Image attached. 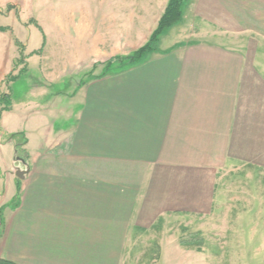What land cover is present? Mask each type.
Returning <instances> with one entry per match:
<instances>
[{"label": "crops", "instance_id": "1", "mask_svg": "<svg viewBox=\"0 0 264 264\" xmlns=\"http://www.w3.org/2000/svg\"><path fill=\"white\" fill-rule=\"evenodd\" d=\"M110 1L112 11L86 9L79 21L68 14L74 27H61L90 50L88 70L135 51L138 47L108 54V38L135 31L148 17L151 33L168 2L144 0L149 3L138 17L140 0H127L128 14L121 11L122 0H103ZM252 3L264 7V0H193L187 8L194 19L190 34L179 23L160 38L158 52L127 67L115 64L77 87L71 125H34L26 132L23 125H10L13 103L2 113L0 150L9 152L21 142L7 141L10 134L26 132L27 140L25 160L16 164L9 158L4 168L15 180L17 167L28 173L19 180L13 208L16 187L10 204L0 168V259L118 264L133 230L166 215H210L222 171L264 169V62L257 53L248 58L238 43L204 39L206 26L241 30L232 20L254 18ZM171 32L172 42L163 45ZM98 49L95 56L92 50ZM15 58L0 50V92L16 71Z\"/></svg>", "mask_w": 264, "mask_h": 264}, {"label": "rangeland", "instance_id": "2", "mask_svg": "<svg viewBox=\"0 0 264 264\" xmlns=\"http://www.w3.org/2000/svg\"><path fill=\"white\" fill-rule=\"evenodd\" d=\"M192 1L187 3L184 10L186 18L181 21L189 34L194 19L187 8ZM102 2L103 0H0V27L9 29L0 36L1 53L7 58L16 57L13 77L20 69H25L14 81L4 82L3 92H0L11 93V100L15 105L10 125H23L26 132L32 131L34 125H71L78 102L72 94L82 81L98 73L104 74L114 63L119 64L115 57L125 58L134 52L132 48L139 49L147 43L157 27L156 24L151 33H148V28L154 26L150 17L139 21L135 31L131 33H116L108 38V54L128 48L132 51H126L127 55H115L95 64L90 70L86 69L90 50H84L75 35L72 32L64 33L61 27L67 26L70 31L74 27L75 24L67 22L68 14L75 15V20L79 21L86 9L95 10L98 6L105 13L112 11L111 1ZM148 3L149 1L144 0L137 3L138 17L142 16ZM128 9V1L122 0V13L128 14ZM249 14L255 17L246 19L239 15L232 20L233 25H238L242 31L225 32L206 26L209 35L204 39L228 43L230 46H237L238 43V47L244 49L248 58L251 59L257 53V59L264 62V37L260 35V29L264 28V7L259 9L256 3H252ZM259 16L261 18H257ZM124 17L126 16H121L122 23ZM173 27L171 28L174 30L169 28V32H175ZM165 32L158 38L157 45ZM172 32L163 41V45L168 41L172 42ZM119 36L120 40L115 41ZM187 38L191 37L187 34L185 39ZM15 41L23 45L24 64L19 62ZM98 51L99 49L92 50L95 56ZM24 59H30L29 63L25 64ZM26 132L22 133L24 138ZM19 139L21 140L20 136L13 140L17 143ZM14 154L13 147L9 152L4 148L0 150V168L3 172L1 188L10 204L13 202L11 198L17 179L8 173L9 170H5L2 161L7 162L10 158L11 162ZM218 182L219 199L210 215L205 218L166 215L146 229L133 230L122 244L118 264H264V169L242 166L232 171L225 170L220 173ZM190 235L193 236V243L190 246L181 245V239Z\"/></svg>", "mask_w": 264, "mask_h": 264}, {"label": "trees", "instance_id": "3", "mask_svg": "<svg viewBox=\"0 0 264 264\" xmlns=\"http://www.w3.org/2000/svg\"><path fill=\"white\" fill-rule=\"evenodd\" d=\"M189 2H190V0H168L167 5L164 9V12L162 13L161 17L158 20L157 27L152 32L147 43H145L142 47H140L136 51L132 52L131 54H129L125 58H122L120 56L115 57V59L119 61V64L118 63L117 64L122 65V67H127L131 64H135V63L142 61L150 53L158 52L159 50L156 48L158 38L169 28L181 23V21L183 19L184 10L186 9L187 3H189ZM37 27L39 28V26H37ZM8 30L9 29L7 27H0V32H2V33L7 32ZM14 43H15V46L17 47V50H18L19 62L22 63L23 58L25 57L23 55V53H24L23 45L21 43H19L18 41H15ZM33 53H35V52H33ZM33 53H31V54H33ZM24 60H26V59H24ZM113 60H114V58H113ZM22 64H24V63H22ZM115 64L116 63H114L113 65H115ZM23 72H25L24 68L20 69V71L17 73V75L15 77H13L12 74H9L6 77V79L4 80V82L8 83V81H14ZM89 77H91V76H89ZM89 77H87V78H89ZM97 77H99V76H97ZM83 82L84 81H82V84H83ZM11 107H12L11 93H0V119H1L2 113L10 111ZM18 136H20L21 142L19 144H16L14 147V149H15L14 163H16V164L18 162L25 160V157L23 156V154H25V152L22 151V147L26 144L27 140H26V138H24V135L22 133H15V134L8 135L9 140L14 139ZM19 192H20V181L17 180L16 195L14 198V205L12 206L13 208H15L16 205L18 204ZM192 237L193 236L190 235V236L182 238L180 241V244L183 246H190L193 243ZM0 264H15V263L0 259Z\"/></svg>", "mask_w": 264, "mask_h": 264}, {"label": "water", "instance_id": "4", "mask_svg": "<svg viewBox=\"0 0 264 264\" xmlns=\"http://www.w3.org/2000/svg\"><path fill=\"white\" fill-rule=\"evenodd\" d=\"M27 173H28V169H21L20 167H17L15 172V177L18 180H24Z\"/></svg>", "mask_w": 264, "mask_h": 264}]
</instances>
